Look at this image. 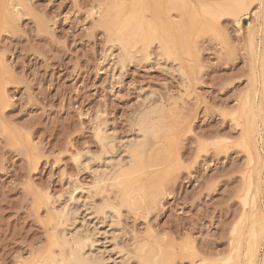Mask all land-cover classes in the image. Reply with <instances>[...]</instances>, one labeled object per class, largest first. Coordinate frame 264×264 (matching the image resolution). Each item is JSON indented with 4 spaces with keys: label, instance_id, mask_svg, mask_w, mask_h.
<instances>
[{
    "label": "rangeland",
    "instance_id": "1",
    "mask_svg": "<svg viewBox=\"0 0 264 264\" xmlns=\"http://www.w3.org/2000/svg\"><path fill=\"white\" fill-rule=\"evenodd\" d=\"M128 1L0 0V264H55L66 229L107 264H145L140 243L157 264H264V0ZM155 107L162 164L117 224L97 177Z\"/></svg>",
    "mask_w": 264,
    "mask_h": 264
},
{
    "label": "bare ground",
    "instance_id": "2",
    "mask_svg": "<svg viewBox=\"0 0 264 264\" xmlns=\"http://www.w3.org/2000/svg\"><path fill=\"white\" fill-rule=\"evenodd\" d=\"M130 1V0H129ZM128 1V2H129ZM132 2H134V0H131ZM137 1V0H136ZM140 1V0H139ZM141 2V1H140ZM153 2V1H152ZM155 2H157V1H155ZM260 2V1H259ZM120 3V2H119ZM123 3V2H122ZM131 3V2H130ZM137 3V2H136ZM145 3V2H144ZM160 3H161V1H160ZM163 3H164V1H163ZM200 3V2H199ZM210 3V2H209ZM246 3V2H245ZM261 3V2H260ZM128 4V3H127ZM154 4V3H153ZM130 5V4H129ZM132 5H133V3H132ZM132 5H130V6H132ZM137 5V4H136ZM163 5V4H162ZM161 5V7H164L165 8V5L164 6H162ZM231 5V4H230ZM134 6V5H133ZM153 6V5H152ZM205 6H206V4H205ZM100 7V6H99ZM108 7V6H107ZM113 7V6H112ZM138 7V6H137ZM149 7V6H148ZM148 7H146L147 9H148ZM151 7V6H150ZM154 7V6H153ZM169 7H170V5H169ZM126 8H128V7H126ZM156 8V7H155ZM188 8V7H187ZM146 9V10H147ZM154 8H152V10H153ZM157 9V8H156ZM158 9H161V8H158ZM166 9V8H165ZM170 9V8H169ZM209 9V8H208ZM263 9V8H262ZM126 10H128V9H126ZM129 10H131V9H129ZM133 10V9H132ZM131 10V11H132ZM135 10V9H134ZM144 10V9H143ZM150 10V9H149ZM213 10V9H212ZM112 11V10H111ZM145 11V10H144ZM148 11V10H147ZM164 10H162V12H163ZM232 11V10H231ZM127 13H128V11H126ZM125 12V13H126ZM159 12V11H158ZM228 12V11H227ZM130 13V12H129ZM168 13V12H167ZM140 14H142L141 12H140ZM143 14H144V12H143ZM160 14V13H159ZM171 14V13H170ZM219 14H221L222 15V12L221 13H219ZM121 15V14H120ZM124 15V14H123ZM128 15V14H127ZM164 15H165V12H164ZM257 15H258V13H257ZM256 15V16H257ZM162 16V15H161ZM141 17V16H140ZM144 17H145V15H144ZM163 17H165V16H163ZM168 17H169V15H168ZM170 17H171V15H170ZM233 17V16H232ZM258 17V16H257ZM123 18V17H122ZM121 18V19H122ZM162 18V17H161ZM259 18V17H258ZM262 18V17H261ZM118 19V18H117ZM116 19V20H117ZM141 19V18H140ZM145 19V18H144ZM144 19L142 20L143 21V23L144 22H146V21H144ZM166 19V18H165ZM168 19V18H167ZM235 19V18H234ZM263 19V18H262ZM112 20V19H111ZM154 20V19H153ZM158 20V19H157ZM163 20L164 19H162V22H163ZM176 20V19H175ZM114 21V20H113ZM119 21V20H118ZM121 21V20H120ZM159 21V20H158ZM239 21V20H238ZM109 22V21H108ZM107 22V23H108ZM128 24L126 25V26H124V29H123V33L120 35V33H119V37L117 38V41H119V43H120V46H121V48H123L124 50H127L129 47H131V45H133L132 43L134 42H138L139 41V38H141V37H143V27H142V23H140L139 22V20H138V17L135 15L134 16V18H131V19H129L128 20ZM161 22V23H162ZM172 22V21H171ZM110 23H111V21H110ZM114 23H116V22H114ZM167 23V22H166ZM237 23V22H236ZM147 23H145V25H146ZM165 24V21H164V23H163V25ZM168 24V23H167ZM173 24V23H172ZM113 25V24H112ZM111 25V26H112ZM121 25V24H120ZM119 25V26H120ZM154 25H156V23L154 24ZM162 25V24H161ZM160 25V26H161ZM108 26H110L109 24H108ZM146 26H148V24L146 25ZM156 26H158V23H157V25ZM159 26V27H160ZM168 25H164V27H166V30L167 31H169L170 29H169V26L167 27ZM180 26H181V24H180ZM145 27V26H144ZM164 27H163V29H164ZM176 27V26H175ZM109 28V27H108ZM111 28V27H110ZM158 28V27H157ZM168 28V29H167ZM188 28V27H187ZM112 29V28H111ZM110 29V30H111ZM160 29H162V27L160 28ZM176 29V28H175ZM174 29V30H175ZM113 30H114V28H113ZM157 30V29H156ZM166 30H163V31H166ZM172 30H173V28H172ZM173 30V31H174ZM112 31V30H111ZM119 31V30H118ZM166 31V32H167ZM179 31V30H178ZM258 31V30H257ZM121 32H122V30H121ZM147 32V31H146ZM153 32V31H152ZM170 32H171V30H170ZM162 32H160V35H162L161 34ZM169 33V32H168ZM179 33V32H178ZM257 33V32H256ZM259 33V32H258ZM263 33V32H262ZM114 35V34H113ZM115 35H116V32H115ZM117 36V35H116ZM163 36V35H162ZM258 36V35H257ZM112 37V36H111ZM161 37V36H160ZM261 37H262V35H261ZM115 38V37H114ZM149 38V37H148ZM147 38V39H148ZM187 38V37H186ZM161 39V38H160ZM146 40V39H145ZM163 41V40H162ZM170 41V40H169ZM168 41V42H169ZM164 42V41H163ZM256 42H259V41H256ZM172 43V42H171ZM255 43V42H254ZM164 44V43H163ZM113 45V44H112ZM157 45H158V43H157ZM172 45V44H171ZM259 45H260V43H259ZM115 46V45H114ZM167 46V45H166ZM255 46H257V45H255ZM158 49H159V51H160V49L163 47L162 46V44H160V46L158 45ZM112 48V47H111ZM120 48V49H121ZM157 48V47H156ZM165 48V47H164ZM170 47H168V49H169ZM255 48V47H254ZM257 48H259V47H257ZM170 49H172V47L170 48ZM163 50V49H162ZM171 51V50H170ZM110 52H111V50H110ZM168 52V51H167ZM257 52H259V51H257ZM256 52H254V54H255ZM109 55H111L110 53H108ZM258 54V53H257ZM158 55V54H157ZM260 55V54H259ZM262 55V54H261ZM256 56V55H255ZM260 57V56H259ZM258 59V58H257ZM256 59V60H257ZM255 60V61H256ZM260 60V59H259ZM263 60V59H262ZM158 61V60H157ZM259 62V61H258ZM260 62H261V60H260ZM260 65V64H259ZM256 66V65H255ZM262 66V65H261ZM260 66V67H261ZM258 71V70H257ZM256 71V72H257ZM260 71V70H259ZM260 73V72H259ZM256 74V73H255ZM258 74V73H257ZM258 77H260L259 75H258ZM254 79V78H253ZM261 80V79H260ZM259 81V80H258ZM254 82V81H253ZM260 85V84H259ZM261 86H262V83H261ZM251 88V87H250ZM253 88V87H252ZM255 88V87H254ZM258 88V87H257ZM263 88V87H262ZM261 88V89H262ZM256 89V88H255ZM260 89V88H259ZM254 90V89H253ZM255 91V90H254ZM262 91V90H261ZM260 92V91H259ZM258 92V93H259ZM248 93H250V92H248ZM252 93H253V91H252ZM256 94V93H255ZM250 95V94H249ZM252 95V94H251ZM257 96H258V94H257ZM256 97V96H255ZM256 99V98H255ZM254 99V100H255ZM144 100H146V99H144ZM256 101V100H255ZM144 103V102H143ZM258 103V102H257ZM255 104V106H256V103H254ZM253 104V105H254ZM252 107V106H251ZM154 108V107H153ZM157 108V109H156ZM264 108V107H263ZM255 109H256V107H255ZM155 110L156 111H154V109H153V113L155 112H157L156 113V115H155V117H153L152 115V117H150V114L149 113H151V112H149L147 115V117H145L144 115L142 116V120H140V122L141 121H143V122H138V124L139 125H142V126H139V128L138 129H140V127H141V129L139 130V132H140V134H139V132H138V137H136V140H133V141H131V140H129V141H131V142H128L127 141V143L125 142V143H123L122 145H123V151L121 152V153H126V155L125 154H123L124 156H122L121 158L120 157H118V158H120V159H118V161H117V164L116 165H114V166H112V167H114V169L112 170V173L111 174H109V175H107L108 173H110L109 171L107 172V174H105V175H103L102 176V174L100 173L99 175H101V177H97V178H100L99 179V182H97V185L95 186V191H97V194H100L101 196L104 194L105 196H104V200H103V202H102V206H100V208H99V206H98V211L100 210V214L101 213H104V214H109V216L108 217H111L113 220L115 219V218H117V217H119V220H120V217H121V214L122 213H124V211L122 212V210H123V208H132V209H129V210H133V208L134 207H136L137 205H140V206H142L143 204H142V199H143V197L145 198V199H147L148 197L146 196V194H148L149 193V190L148 189H150L147 185H149V183L151 182V183H153L154 181H155V176H156V174H158L157 173V171H155V170H153V171H151L150 170V168H155V167H157L158 165H159V162L161 161L160 160V157H158V149H157V147L158 146H156L157 144H160V143H158L157 142V139L160 137V135L162 136V132L161 131H164V130H162V129H164V127L163 126H159L160 125V123H158V122H160L159 120L160 119H157L158 117L159 118H162V117H160V116H162V115H160L159 116V114H158V112H160L159 110H158V107H155ZM251 110V109H250ZM258 110V109H257ZM263 110V109H262ZM150 111H151V108H150ZM255 111V110H254ZM256 112V111H255ZM264 112V111H263ZM246 113V112H245ZM257 113H259V111H257ZM146 114V113H145ZM152 114V113H151ZM252 115L250 114V117H251ZM255 116H257V115H255ZM157 117V118H156ZM254 117V116H253ZM145 118V119H144ZM155 118V123H156V119H157V123H158V125H157V123L155 124H153L151 121H153L154 122V120L153 119ZM258 118H259V114H258ZM140 119H141V117H140ZM152 119V120H151ZM252 119V118H251ZM258 121V123H256ZM256 121V118L254 117V119L250 122V123H248L247 124V126H246V128L244 127V129H245V132H246V134H247V136L249 137L248 138V140H251V138H252V134H253V132L254 131H256L257 132V130H256V128L259 126V125H257V124H259V119ZM247 123V122H246ZM163 124V123H162ZM157 125V126H156ZM168 125V124H167ZM261 126V125H260ZM264 126V125H263ZM161 127V128H160ZM260 128V127H259ZM259 128H258V131H259ZM138 129H137V131H138ZM243 129V130H244ZM101 131H102V133H105L104 132V129H100ZM100 130H99V133H101L100 132ZM261 130V129H260ZM106 131V130H105ZM167 131V130H166ZM262 131H264V127H263V130ZM261 131V132H262ZM244 132V133H245ZM256 132H255V135H256ZM107 133V132H106ZM162 133V134H161ZM260 133V132H259ZM264 134V133H263ZM164 135V134H163ZM258 135V134H257ZM107 136V135H106ZM105 136V137H106ZM263 136V135H262ZM102 137V136H101ZM100 137V138H101ZM108 137H110V136H108ZM163 137V136H162ZM161 137V138H162ZM247 138V137H246ZM261 139H262V137H260ZM106 139V138H105ZM104 139V140H105ZM117 139V138H116ZM115 138L112 140V142H114L115 143V140H116ZM133 139H135V138H133ZM103 140V142H104V144H105V141ZM107 140V139H106ZM247 140V139H246ZM247 140V141H248ZM257 140V139H256ZM121 141V140H120ZM246 141V142H247ZM263 141V140H262ZM118 142V141H117ZM123 142V141H122ZM110 143H111V141H110ZM248 143V142H247ZM250 144V143H249ZM111 145V144H110ZM110 145H109V149H110ZM113 145V144H112ZM111 145V146H112ZM115 145H116V143H115ZM114 145V146H115ZM161 145V144H160ZM248 145V144H247ZM113 146V147H114ZM261 146V145H260ZM112 147V149H116V148H113ZM116 147V146H115ZM253 147V146H252ZM256 147V146H255ZM254 148V147H253ZM257 149V151H258V148H256ZM255 149V150H256ZM164 151V150H163ZM105 153V152H104ZM109 153V151H107V154ZM257 153H259V152H257ZM101 158H103L102 156H101ZM104 158L106 159V157L104 156ZM107 158H110V157H107ZM264 159V158H263ZM262 161V160H261ZM111 162V161H110ZM160 164H162V162H160ZM90 165H92V164H90ZM89 167V166H88ZM90 168V167H89ZM107 169H109V168H107ZM107 169H106V171H107ZM104 170V169H103ZM102 170V171H103ZM110 170V171H111ZM104 174V173H103ZM153 177H154V180H153ZM147 179V180H146ZM151 180H153V182L151 181ZM143 181H149L148 183L146 182V184H144V182ZM96 184V183H95ZM94 187V186H93ZM92 187V188H93ZM115 190V191H114ZM148 190V191H147ZM76 191V190H75ZM113 191L114 192H117V194H115L116 196L114 197V199H112L113 198ZM96 193V192H95ZM112 194V195H111ZM76 195V194H75ZM112 197V198H111ZM71 198H72V196H71ZM74 198H76L77 199V197L76 196H74L73 197V199ZM79 198V197H78ZM81 198V197H80ZM87 198V197H86ZM103 198V197H102ZM139 198L141 199V200H139ZM140 201H142L141 202V204H139V202ZM144 203V202H143ZM86 204V203H85ZM67 207V206H66ZM69 208H70V206H69ZM65 209V208H64ZM96 209V208H95ZM137 209V208H136ZM135 209V210H136ZM97 211V213L99 214V212ZM62 214H63V212H62ZM68 214V213H67ZM73 215V214H72ZM71 215V216H72ZM102 215V214H101ZM60 216V215H59ZM63 216V215H62ZM103 216V215H102ZM105 216V215H104ZM107 216V215H106ZM69 216L68 215H65L64 214V216L63 217H61V219H60V221L61 222H63V224H62V227H64L63 225H66V226H69V218H68ZM251 218V217H250ZM262 218V217H261ZM71 219V218H70ZM109 219V218H108ZM118 219V218H117ZM116 219V220H117ZM116 220H114V221H116ZM119 220H118V222H119ZM263 220V219H262ZM109 221V220H108ZM113 221V222H114ZM110 222V221H109ZM111 222H112V220H111ZM115 223H117V221L115 222ZM263 223V222H262ZM117 224H121V220H120V222L119 223H117ZM261 224V223H260ZM113 225H116V224H113ZM65 226V227H66ZM57 227V226H56ZM257 227H258V225H257ZM261 227V226H260ZM63 229V228H62ZM261 229V228H260ZM76 230V229H75ZM74 229H73V231H68V229H66V230H63L62 232H61V234H60V236H59V239H58V237H57V239H58V242L60 243L59 245L61 246V256L59 257V258H57L58 259V261L56 260V258H55V260L57 261V262H55V264H107V263H105V260H103V258L101 257V259L100 258H98V256L97 257H95L96 256V254H95V256H94V254H93V251H91L90 253H88V248H89V246L91 245V239L92 238H89L88 236H90V234H87L88 236H83V235H81L80 233V235H78V233H75L76 231H75ZM261 231V230H260ZM56 232H57V230H56ZM77 232H79V231H77ZM261 232H259V234H260ZM262 233H263V231H262ZM86 234V233H85ZM241 234H242V231H241ZM254 234V233H253ZM264 234V233H263ZM93 235V234H92ZM247 235H249V234H247ZM243 236H244V234H243ZM239 237H240V235H239ZM238 237V238H239ZM258 237H260V236H258ZM264 238V236L262 237V238H260V240L261 239H263ZM244 239V238H243ZM242 240V239H241ZM245 240V239H244ZM264 240V239H263ZM97 241V240H96ZM93 242H95V241H93ZM143 243V242H142ZM238 243V242H237ZM145 245H143L142 244V246L144 247V248H146V251H148L149 250V244L148 243H144ZM146 244H148V246H146ZM141 243L139 244V248L141 249V251L143 252H145V250H143L144 248H142L141 246ZM258 245V244H257ZM260 245V244H259ZM262 245V244H261ZM260 245V246H261ZM92 247V246H91ZM94 247V246H93ZM137 247V248H138ZM147 247H148V250H147ZM259 247V246H258ZM138 248V249H139ZM93 249V248H92ZM150 250H151V248H150ZM245 250V249H244ZM136 251H139V250H136ZM140 251V252H141ZM151 251H153V250H151ZM150 251V252H151ZM243 251V250H242ZM241 251V252H242ZM256 251V250H255ZM140 252H138V254L137 255H139V253ZM142 252H141V255H140V257H139V259L141 258V260H145V261H143V262H145V264H157V262H156V258H157V256H155L153 253H155V251H153V252H151L152 253V255H153V257H151L150 256V254L151 253H149V252H147V253H149V255L147 254V253H144V254H142ZM55 254V253H54ZM156 254V253H155ZM241 254V253H240ZM141 256H143L144 257V259L141 257ZM159 256V255H158ZM242 256V255H241ZM56 257V256H55ZM105 259V258H104ZM262 261V260H261ZM52 263V262H51ZM260 263V262H259ZM264 263V262H263ZM142 264H144V263H142Z\"/></svg>",
    "mask_w": 264,
    "mask_h": 264
}]
</instances>
